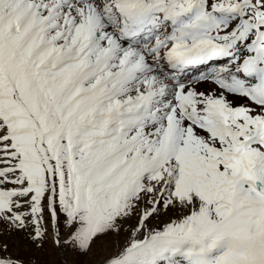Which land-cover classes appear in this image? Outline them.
<instances>
[{"label": "snow or ice", "instance_id": "snow-or-ice-1", "mask_svg": "<svg viewBox=\"0 0 264 264\" xmlns=\"http://www.w3.org/2000/svg\"><path fill=\"white\" fill-rule=\"evenodd\" d=\"M0 264H264V0H0Z\"/></svg>", "mask_w": 264, "mask_h": 264}]
</instances>
